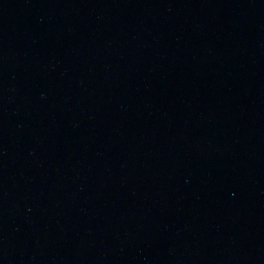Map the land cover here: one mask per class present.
I'll list each match as a JSON object with an SVG mask.
<instances>
[{
	"label": "water",
	"instance_id": "obj_1",
	"mask_svg": "<svg viewBox=\"0 0 264 264\" xmlns=\"http://www.w3.org/2000/svg\"><path fill=\"white\" fill-rule=\"evenodd\" d=\"M0 264H264V0H0Z\"/></svg>",
	"mask_w": 264,
	"mask_h": 264
}]
</instances>
